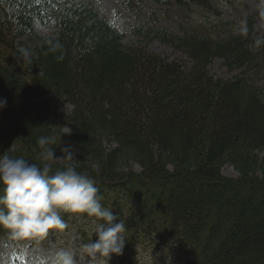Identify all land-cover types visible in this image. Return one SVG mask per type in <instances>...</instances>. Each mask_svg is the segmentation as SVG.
<instances>
[{
	"label": "trees",
	"instance_id": "obj_1",
	"mask_svg": "<svg viewBox=\"0 0 264 264\" xmlns=\"http://www.w3.org/2000/svg\"><path fill=\"white\" fill-rule=\"evenodd\" d=\"M167 1L213 8V0ZM151 18L134 35L189 62L124 46L125 33L91 4L0 0V99L7 101L0 154L19 147L50 174L72 166L91 177L102 206L125 225L121 262L147 243L174 249L182 264H264V36L254 33L255 16L241 29L209 21L183 34ZM36 25L56 27L58 37H38ZM26 38L35 46L19 47ZM216 60L239 76L216 78ZM63 121L72 127L77 158L61 151L70 145ZM41 136L54 138L50 147L61 158L42 160ZM227 163L238 178L224 175ZM61 215L69 230L71 221L90 218ZM24 241L0 228L5 250Z\"/></svg>",
	"mask_w": 264,
	"mask_h": 264
},
{
	"label": "rangeland",
	"instance_id": "obj_2",
	"mask_svg": "<svg viewBox=\"0 0 264 264\" xmlns=\"http://www.w3.org/2000/svg\"><path fill=\"white\" fill-rule=\"evenodd\" d=\"M80 3L91 4L102 16L107 18L109 22L114 24L118 29L125 33L123 42L126 47L148 48L152 52L160 54L162 57L171 61L189 62V59L182 52L175 51L173 48L162 44L159 41H145L140 35H134V29L142 25H150L154 21L151 17L156 15L160 19V25L173 33L183 34L184 29L191 25H204L209 21L229 25L233 28L241 29L245 24V20L251 16H255L256 24L254 33L259 38L264 36V15L261 14L258 7V0H213V8L211 10L199 9L196 6L181 9L179 7L169 6L167 0H160L159 4L155 0H76ZM159 1V2H160ZM128 5L130 8H126ZM204 23V24H203ZM187 30V29H186ZM35 31L40 38H57L59 30L56 27L43 28L39 25L35 26ZM187 32V31H186ZM35 41L22 39L18 41L19 47H34ZM211 73L216 78H222L232 81L239 76L240 71L230 72L221 60H216L211 66ZM56 104L60 107L64 103L61 99L55 97ZM72 108L68 106L66 111L71 112ZM60 130L64 138L67 139L68 148L73 152V157H79V149L72 147L70 139H72V127L63 121L60 124ZM70 131V132H69ZM19 147L10 148L8 154L15 156L25 150ZM23 150V151H22ZM22 157L23 153H22ZM59 161V160H58ZM56 160L55 162L58 163ZM126 167H132L136 172H140L141 168L137 164L128 163ZM223 173L227 177L238 178L239 173L229 163L223 167ZM72 230L70 232L50 230L51 234L56 236L45 239L36 243L35 247L30 246L19 249L14 247L9 251H1L0 245V264H52L56 253L61 249L70 250L78 253L81 246L91 240L95 242L96 218L90 217L87 220L70 222ZM82 226V227H81ZM81 228L82 239L78 244L79 230ZM31 243V239H30ZM133 247L132 255L128 257L127 262H121L120 256L111 255L110 259L103 258L102 264H182V256H179L174 249L162 248L161 244L141 243ZM24 245V244H23ZM31 245H33L31 243ZM24 259L23 262L20 260Z\"/></svg>",
	"mask_w": 264,
	"mask_h": 264
},
{
	"label": "clouds",
	"instance_id": "obj_3",
	"mask_svg": "<svg viewBox=\"0 0 264 264\" xmlns=\"http://www.w3.org/2000/svg\"><path fill=\"white\" fill-rule=\"evenodd\" d=\"M264 15V0L258 5ZM261 43V41H257ZM6 99H0V108L6 106ZM70 132V131H69ZM55 140L41 136L37 144L41 158L52 161L61 157L50 147ZM65 157L71 159L73 152L62 147ZM48 165L43 167L23 157L0 154V228L17 239L46 236L50 230L62 231L67 224L62 213L86 214L99 221L95 228L97 239L81 246L78 253L61 249L52 264H102L103 258L122 255L125 225L112 210L104 208L102 197L94 180L66 166L50 174Z\"/></svg>",
	"mask_w": 264,
	"mask_h": 264
}]
</instances>
